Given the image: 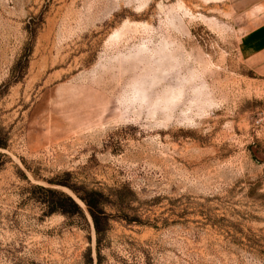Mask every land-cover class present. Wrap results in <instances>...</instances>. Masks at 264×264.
Instances as JSON below:
<instances>
[{
    "label": "rangeland",
    "instance_id": "obj_1",
    "mask_svg": "<svg viewBox=\"0 0 264 264\" xmlns=\"http://www.w3.org/2000/svg\"><path fill=\"white\" fill-rule=\"evenodd\" d=\"M245 28L229 0H0V264H97L88 209L51 181L102 194L101 264H264Z\"/></svg>",
    "mask_w": 264,
    "mask_h": 264
},
{
    "label": "trees",
    "instance_id": "obj_2",
    "mask_svg": "<svg viewBox=\"0 0 264 264\" xmlns=\"http://www.w3.org/2000/svg\"><path fill=\"white\" fill-rule=\"evenodd\" d=\"M7 143L0 142V149H7ZM5 157L4 154L0 152V164H2V159ZM51 184H57L62 187H66L71 190L76 197L86 206L88 209L96 230V234L99 237L98 240V249H97V264H101V239L100 235L101 231V218H106L105 213L100 210V208L104 205V202L101 201L102 194L98 191H91L90 193H81L79 190L71 187L68 184L55 183V181H51ZM43 190V189H42ZM47 194L50 195V201L44 203L50 208L51 214H63L68 217H81L84 218V212L82 208L78 205V203L71 197L66 195L65 193L56 191V190H44ZM264 197V196H263ZM85 264H94V261L91 257V251L88 250L85 254Z\"/></svg>",
    "mask_w": 264,
    "mask_h": 264
},
{
    "label": "crops",
    "instance_id": "obj_3",
    "mask_svg": "<svg viewBox=\"0 0 264 264\" xmlns=\"http://www.w3.org/2000/svg\"><path fill=\"white\" fill-rule=\"evenodd\" d=\"M229 3L247 27L239 45L241 57L251 60L262 55L264 53V0H229Z\"/></svg>",
    "mask_w": 264,
    "mask_h": 264
}]
</instances>
